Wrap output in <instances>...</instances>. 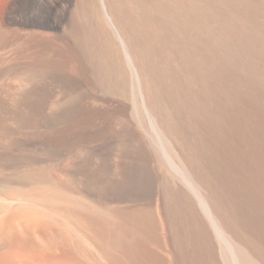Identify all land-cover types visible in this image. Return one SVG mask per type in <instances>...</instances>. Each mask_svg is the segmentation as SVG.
Here are the masks:
<instances>
[{
  "label": "rangeland",
  "instance_id": "374dc122",
  "mask_svg": "<svg viewBox=\"0 0 264 264\" xmlns=\"http://www.w3.org/2000/svg\"><path fill=\"white\" fill-rule=\"evenodd\" d=\"M59 1L0 0V96L43 81L68 92L49 110L74 102L52 128L0 122V189L58 197L0 194L44 212L0 264H264V185L249 174L264 152V0H66L55 27ZM125 126L158 175L147 194L111 185L116 168L103 183L84 171Z\"/></svg>",
  "mask_w": 264,
  "mask_h": 264
},
{
  "label": "bare ground",
  "instance_id": "6f19581e",
  "mask_svg": "<svg viewBox=\"0 0 264 264\" xmlns=\"http://www.w3.org/2000/svg\"><path fill=\"white\" fill-rule=\"evenodd\" d=\"M15 4H16V9H15L16 13L18 11L22 12L24 10L25 5H28V9L29 7H32L34 5L32 3L30 5V0H16ZM69 7H70V3L67 2L66 0L55 3V6H50L49 16L47 19L52 23V26L54 24V26L56 27L58 23H61L66 18ZM56 87L57 86L53 87L52 85L51 86L48 85L47 82L45 84L42 81V84L40 83L38 85L29 88L20 96H13V95L9 96L10 94L9 95L6 94L7 96L6 95L0 96V122L4 120L7 121L8 119H10L16 121L17 123L19 122L21 127L34 126L37 128L39 127L47 128L49 126H51L50 128H52L54 124L57 125L58 122H60V119H62L64 115L68 113L71 106L74 105V102H72L71 100L67 102L65 100L67 103L64 102V104H60L55 111L49 110L48 104L49 105L52 104L50 102L51 100L55 102L62 101V99L67 98L68 95L67 94L68 92L64 86L62 88H59L60 90L57 89ZM116 136H118L117 141H115L113 144L104 148H94L93 150L88 152L89 153L88 155L84 156L85 158L82 157L83 167L85 166L87 167L86 165L87 163L89 165L90 164L92 165V166L90 165L91 166L90 168L92 169H88L85 167L87 170H84L87 174L86 176L88 177V179L92 182L100 181L101 183H103L105 179L108 178L105 177V172H103L104 171L103 169L111 168L113 170V168L114 169L116 168L115 174L114 175L112 174L113 177L110 180L109 179L107 180L110 181L109 182L110 184L111 182H113L121 190L124 189L133 192L136 191L138 193L140 192V194L143 193L147 194V192L156 189L158 175L152 170V167L150 166L151 162L148 154L143 151L141 143L136 144L137 146L134 147L133 146L134 142L133 143L131 142V140L134 139L135 136H140L136 131V129L130 130L129 128H127V126H125L118 131ZM14 142L16 143L15 140ZM10 144L12 146L13 143ZM17 144H15V147ZM20 145H23L24 147L25 144H20ZM115 150L116 152L119 151L121 160L120 162H118V164L116 163L114 166V163H107L106 160L108 159L107 155L109 153L114 152ZM105 156L107 157L106 160L104 158ZM95 157L98 159H95ZM101 171L102 173H100ZM2 188L4 187L2 186ZM4 190L7 189H3V190L0 189V194H5L10 199L16 197V199L23 198L22 200L24 199L25 200L30 199L31 201L36 200L38 204L40 203L42 204L43 201L49 204L54 203V199L58 198L55 196L52 199V197L54 196L53 193L56 191L55 189H54L55 191L53 192L52 188H50L49 186L47 185L44 186L39 183H32L29 189H19L9 192H5ZM64 199L65 197L62 200ZM66 199L67 201H70L68 196L66 197ZM56 200H55V204L57 202ZM60 201H61V197L59 202ZM45 202L44 204L47 205V203ZM0 212L4 213L3 216L0 217V249H3L4 251L6 247L12 243L11 241L14 240L13 238L15 237L19 238L20 235L22 234L19 222H21L24 218H26L27 221H37V220L39 221L41 218L43 220V216H44L43 214L44 212L42 213V210L40 211L39 208L36 209L31 208L29 206H26V204L19 205V207L13 211L11 209V203H7V202L5 204H0Z\"/></svg>",
  "mask_w": 264,
  "mask_h": 264
},
{
  "label": "trees",
  "instance_id": "16d2710c",
  "mask_svg": "<svg viewBox=\"0 0 264 264\" xmlns=\"http://www.w3.org/2000/svg\"><path fill=\"white\" fill-rule=\"evenodd\" d=\"M249 174L251 179L256 176V182L264 185V152L260 157L258 156V159H253L251 164L249 163ZM259 188H261V186Z\"/></svg>",
  "mask_w": 264,
  "mask_h": 264
}]
</instances>
